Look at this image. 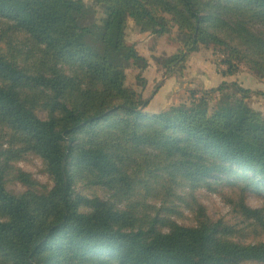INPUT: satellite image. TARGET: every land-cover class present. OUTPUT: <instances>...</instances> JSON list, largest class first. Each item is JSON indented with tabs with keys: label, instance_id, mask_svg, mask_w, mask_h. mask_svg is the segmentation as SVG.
<instances>
[{
	"label": "trees",
	"instance_id": "16d2710c",
	"mask_svg": "<svg viewBox=\"0 0 264 264\" xmlns=\"http://www.w3.org/2000/svg\"><path fill=\"white\" fill-rule=\"evenodd\" d=\"M91 2L0 0V264H264V208L244 202L264 191L251 92L222 82L149 115L146 79L122 72L141 59L131 19L187 34L166 76L201 44L228 74L243 64L264 80V0ZM27 157L51 187L15 166ZM225 185L231 218L214 219L197 195Z\"/></svg>",
	"mask_w": 264,
	"mask_h": 264
},
{
	"label": "rangeland",
	"instance_id": "374dc122",
	"mask_svg": "<svg viewBox=\"0 0 264 264\" xmlns=\"http://www.w3.org/2000/svg\"><path fill=\"white\" fill-rule=\"evenodd\" d=\"M84 3L87 6L92 5L91 0H84ZM150 36L152 35L149 30L136 24L134 20H128L126 42L134 47L141 58L139 61L129 62V66L122 71L128 77V83L130 84L132 82V78L137 73H140L147 82V79L150 80L152 78L149 75L151 73L149 68L152 66L156 70L157 78H154L150 87H147L146 84L143 91V99L148 100V104L144 111L145 113L149 115L162 114L169 112L174 107L189 106L188 101L193 97V95L191 96L192 92L199 91L200 93V90L215 88L222 82H235L239 87L251 92L248 95L249 98L244 99L247 105L264 115V80L257 78L255 73L249 70L247 66L243 64L238 65V67L235 68L236 70H234L233 75L225 72L228 74V77L223 76L222 72L224 71L218 72L216 75L215 72H212L211 68L208 67L210 65H205V62L207 64H212L213 59V62L217 61L219 63V60L222 59L224 54L214 50L211 46L204 47V45L199 44L197 50L191 53V58L199 59L197 67L200 68L201 72L202 69H206L202 75H198V80H200L202 85L200 88L202 89H191L187 92L190 87L197 86V84L190 82V79L188 78L189 72L194 70L192 62H187L183 68H180L179 66L178 69L173 71V74L166 76L167 59L181 52L182 49H188V46L186 45L187 34L179 33L177 29H173L170 34L161 38H150ZM210 51L216 56V59L211 57ZM201 57L209 60L202 59ZM147 76L149 78H146ZM191 80H195V78H192ZM226 92L230 96L235 95L233 94L234 91L232 89L228 88ZM235 98H241V96L236 94ZM40 115V117H43L42 114ZM15 166L22 172L29 174L39 185L52 186L48 176L41 174V162L39 160L34 159L33 157H27L26 161H20L16 163ZM7 190L15 194H22L26 190V187L19 182H14L7 185ZM98 195L103 199L106 198L102 192H99ZM197 196L201 203L206 207L207 214L212 218L216 219L221 217L226 220L231 218L236 196L232 194L230 186L225 185L219 187L218 192H210L206 189H200ZM244 202L245 205L251 209L264 208V191H247L245 193ZM259 239L264 241V234H261Z\"/></svg>",
	"mask_w": 264,
	"mask_h": 264
},
{
	"label": "crops",
	"instance_id": "0c3cea01",
	"mask_svg": "<svg viewBox=\"0 0 264 264\" xmlns=\"http://www.w3.org/2000/svg\"><path fill=\"white\" fill-rule=\"evenodd\" d=\"M143 28H145V27H143ZM151 37H153V35L152 36H150V38ZM161 38V37H160ZM154 41V40H153ZM151 48H153V47H151ZM210 55H211V57L212 58H215L216 56L215 55H213V53H212V51H210ZM209 55V56H210ZM202 59H207V58H204V57H201ZM200 58V59H201ZM216 59V58H215ZM207 60H209V59H207ZM192 62L193 63V67H194V70H192L191 72H189V76H188V78L190 79V82H192V83H195V84H197V86H193V87H190L189 88V90H187V92H189L191 89H202V88H200L202 85H201V83H200V80H198V75L200 74V75H202L203 74V72L206 70H204V69H202V72H201V70H200V68H198L197 67V64L199 63L198 61H199V59H192L191 58V56L188 58V60H187V62ZM187 62H186V64H187ZM195 64H196V66H195ZM215 64H216V66H215ZM205 65L206 66H208V65H210V66H208V67H210L211 68V71L212 72H215V74L216 73H218V72H221V71H226V68L225 67H223V66H221L220 65V63H218L217 61H214L213 62V59H212V64L210 63H206L205 62ZM149 70H151V73L149 74L152 78L150 79V80H148L147 79V87H150V84L153 82V80H154V78H157V76H156V70L154 69V67H150L149 68ZM223 73V72H222ZM217 75V74H216ZM223 76H227L228 77V74H223ZM173 77V76H172ZM234 77H236V76H234ZM146 78H149L148 76L146 77ZM169 78V77H168ZM192 78H195V80H191ZM209 78V77H208ZM167 80V79H166ZM188 96H189V93H188Z\"/></svg>",
	"mask_w": 264,
	"mask_h": 264
}]
</instances>
